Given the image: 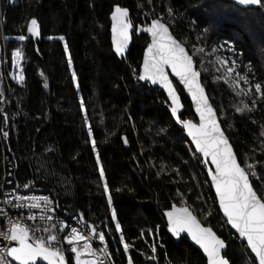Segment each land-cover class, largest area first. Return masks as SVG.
<instances>
[{
    "label": "trees",
    "instance_id": "trees-1",
    "mask_svg": "<svg viewBox=\"0 0 264 264\" xmlns=\"http://www.w3.org/2000/svg\"><path fill=\"white\" fill-rule=\"evenodd\" d=\"M117 4L129 9L136 27L162 19L189 54L195 53L202 85L222 129L240 165L246 167L245 161L254 165L248 175L258 195L264 196V96L256 99L252 90L242 95L239 104L233 103L229 88L221 81L215 84L211 74L202 71L196 53L197 48L211 52L206 34L210 23L220 22L214 23L217 30L212 38L232 45L239 70L248 69L249 77L264 85V50L256 52L238 26L239 14H254L257 19L246 24H256L264 34V8L241 9L227 0H0V191L6 182L24 189L31 181L25 190L48 194L62 218L78 220L82 214L87 224L107 236L111 264H128L129 257L134 264H206L186 239L175 242L167 233L163 212L172 205L188 206L226 242L225 258L230 264H256L247 247L228 230L202 160L166 110L165 95L136 79L147 37L134 36L125 59L113 54L109 17ZM214 7L232 13L222 20L214 18ZM31 18L38 20L41 37L16 41L17 35L28 36ZM49 36L65 39L49 40ZM65 43L76 84L68 69ZM257 43L264 48V38ZM16 47L25 52L23 84L9 79L11 51ZM175 87L185 108L182 119L196 121L189 100L176 83ZM81 101L93 128L96 153L88 140ZM244 104L252 110L237 112L236 107ZM97 155L111 206L99 180ZM113 212L121 233L115 231ZM121 235L129 244L127 254ZM153 246L157 251L149 259ZM65 264H75L70 251Z\"/></svg>",
    "mask_w": 264,
    "mask_h": 264
},
{
    "label": "snow or ice",
    "instance_id": "snow-or-ice-1",
    "mask_svg": "<svg viewBox=\"0 0 264 264\" xmlns=\"http://www.w3.org/2000/svg\"><path fill=\"white\" fill-rule=\"evenodd\" d=\"M235 2L243 6L264 8V0H235ZM169 14L171 15V11ZM110 19L112 21V48L117 56H123L127 50L131 32L140 31L151 37V43L144 51L143 64L136 79L150 81L153 85L158 84L167 93L171 101V114L177 117V123L182 124L187 131V135L195 145V152L201 154L206 163L210 159L211 165L214 166L215 171L210 169L208 176L211 179V186L215 189L220 210L227 218V223L243 240H246L258 264H264V196L258 195L253 190L248 176V170H252L254 165L245 161L246 167L242 168L238 163L237 156L233 153L232 146L222 131L216 112L209 104L205 89L200 82L201 73L195 69L196 61L193 59L195 53L189 55L186 48L170 33L169 27L159 19L153 18L150 25L137 28L129 18V9L118 4L112 8ZM26 31L28 36L17 35L15 40L24 42L30 38L40 37L41 26L36 18L28 21ZM48 39L64 41L65 38L64 36H49ZM212 51L215 52L216 49L213 48ZM196 52L208 55L204 48H197ZM69 53V46L65 43L64 54L68 58V69L72 74L73 84H76L77 76L72 71L73 60ZM24 57L25 52L20 47L11 51V65L16 71L10 75L17 84H23L25 81L22 67ZM217 61L224 69L222 77L218 78H222L226 84H229L236 96L250 95V89L253 87L256 99L264 96V85L250 84L247 76L235 72L237 68L235 60L230 65L227 60L219 57ZM169 69L171 76L176 77L191 96L195 112L199 116V124L178 116L182 105L169 79ZM133 71L135 73V70ZM216 71L220 72L221 68H217ZM256 99L252 101V108L256 106ZM252 108L244 104L236 107V111H251ZM80 112L84 114V126L87 128L88 140L92 143L93 153H96L93 128L89 124L84 101L80 102ZM5 123H7V118H5ZM261 134L264 135V132ZM3 135L7 137L8 132H4ZM124 142L127 144V140ZM96 166L99 169V180L103 183L104 193L108 196V203L111 206L112 197L109 195V186L99 155L96 158ZM162 171L163 167H161ZM252 175H256L255 171H252ZM30 186L31 181L25 183L23 188L30 189ZM4 203L11 204L17 209H27L28 214L26 217L11 218L4 212V209L0 208V214L5 216L8 223L7 230L0 229V237L10 242L7 246H0V264H9L8 258L16 264H39L40 261L46 264H65L68 251L74 254L75 264H105L107 247L97 250L92 244L93 238L98 236L100 244L104 245L105 234L98 232L92 224H87L82 214L77 222L84 227L79 230L71 227L69 231L68 224L55 219L52 215L54 213L53 201L48 196L13 194V199L5 200ZM33 209L41 214L34 215ZM164 216L167 219L168 232L174 237L187 233V236L202 249L207 258V264H229V261L222 255V250L226 248L225 241L219 238L212 228L202 226L189 207L177 208L173 205L171 210L164 212ZM24 221H33V223L27 224ZM112 221L115 223V231L121 233L122 228L117 222L115 212L112 213ZM61 233H63L62 238ZM11 242H14V246ZM120 244L123 246L124 253L127 254L129 244L125 242L123 235L120 236ZM63 245L69 247L65 248ZM151 251L153 257L149 259L154 258L156 247L153 246ZM128 264H134L131 257L128 259Z\"/></svg>",
    "mask_w": 264,
    "mask_h": 264
},
{
    "label": "water",
    "instance_id": "water-1",
    "mask_svg": "<svg viewBox=\"0 0 264 264\" xmlns=\"http://www.w3.org/2000/svg\"><path fill=\"white\" fill-rule=\"evenodd\" d=\"M227 1H230L231 3L235 4L236 6H238V7L241 8V9H254V8H257V7H258V6H243V5H239V4H237V3L235 2V0H227ZM110 16H111V14H110ZM129 18L131 19V17H130V12H129ZM109 21H110V42H111V41H112V33H111V24H112V21H111L110 17H109ZM161 22H162V21H161ZM150 24H151V23H150ZM150 24H149V25H150ZM164 24H165V23H164ZM165 25H166V24H165ZM166 26H167V25H166ZM139 27H141V26H137V28H139ZM167 27H168V26H167ZM169 31H170V33L172 34L170 28H169ZM27 34H28V33H27ZM142 35H145V36L147 37V39H148V44L151 43V37H150L147 33H143V32H140V31H134V32H131V33H130L131 38H130V41H129V44H128V48H127V50L124 52L123 56H117V55L115 54L113 48H112V52H113V54L117 57L118 60L125 59V58L128 56V53H129V51H130V48H131V46H132V44H133L134 36L137 37V38H139V37H141ZM172 35H173V34H172ZM40 37H41V35H40ZM40 37L35 38V39H39ZM173 37H174V35H173ZM174 38H175V37H174ZM175 39H176V38H175ZM177 41H178V40H177ZM178 42H179V41H178ZM181 44H182V43H181ZM182 45H183V44H182ZM183 46H184V45H183ZM111 47H112V42H111ZM184 47H185V46H184ZM146 48H147V46H146ZM146 48H145V50H146ZM185 48H186V47H185ZM145 50H144V51H145ZM186 51L188 52L187 48H186ZM188 53H189V52H188ZM143 54H144V52H143ZM189 55H190V54H189ZM142 64H143V56H142V60H141V64H140V68H141ZM195 69L197 70L196 63H195ZM197 71H198V70H197ZM139 72H140V69H139ZM168 72H169V79L172 81V83H173V87L176 89V87H175V83H176V84L180 87V89L184 92L185 97L189 100V102H190V104H191L192 111H193V113H194V115H195V118H196V121H192V120H191V121H192L193 123L199 124V122H200V121H199V116H198V115L196 114V112H195V105H194V103H193V101H192L191 96L187 93V90L184 89V86L179 82V80H178L176 77L171 76V74H170V69L168 70ZM198 72H199V71H198ZM200 82H201V84H202L201 76H200ZM139 83L142 84V85H149V86H150L151 88H153V89H158L159 91H161V92L165 95L166 101L168 102V105H167V107H166V110L169 112L170 116L172 117V119H173L175 125L178 127V129H179L180 131L183 132L185 140L188 141V143L191 145V147L193 148V150H194V152H195V145L192 143L191 138L187 135V131L183 128L182 124L177 123V117H173L172 114H171V101H170V99L168 98V95H167V93L164 91V89H162L158 84H157V85H153V84H151L150 81H139ZM202 86H203V85H202ZM204 89H205V88H204ZM176 91H177V95L179 96V98H180V102H181V105H182V107H181V109H180V112L178 113V116L182 119V115H183L184 112H185V108H184V105H183V102H182L181 96H180V94L178 93V90H177V89H176ZM205 93H206V96L208 97V94H207L206 90H205ZM208 100H209V104L212 106L209 97H208ZM212 107H213V106H212ZM213 109H214V108H213ZM214 111H215V109H214ZM215 112H216V111H215ZM216 115H217V113H216ZM217 120H218V123H220L219 118H218V115H217ZM220 125H221V123H220ZM221 129H222V126H221ZM222 131L224 132L223 129H222ZM224 134H225V132H224ZM225 136H226V134H225ZM226 138L228 139L227 136H226ZM228 141H229V139H228ZM229 144L231 145L230 141H229ZM231 146H232V145H231ZM232 149H233V153L235 154V151H234V148H233V147H232ZM195 154L201 158L202 163H203V167H204L205 172H206L207 179H208V181H209V185L211 186V179H210L209 176H208V172H209L210 169L214 172V171H215L214 166L211 165L210 159H209L208 162L206 163L204 157H203L201 154L196 153V152H195ZM235 155H236V154H235ZM237 160H238V158H237ZM238 163H239V161H238ZM239 164H240V163H239ZM241 167H242V166H241ZM242 168H243V167H242ZM248 176H249V175H248ZM249 182H250V184L252 185L251 180H250V177H249ZM252 187H253V186H252ZM211 188H212V191H213V193H214V196H215V199H216V202H217V206H218L219 212H220L221 216L223 217V220H224L225 223L227 224L228 229L231 231V233H232V234H233V235H234V236H235V237H236L241 243H243V244L247 247V249H248L250 255L253 257V259L255 260L256 264H258V261H257L256 258H255V254L251 252V249H250V248H248L246 240H243V239L239 236V234L235 231V229H232V228H231V225H229V224L227 223V218L223 215V212L220 210V207H219V201H218V199H217V197H216L215 189H214L212 186H211ZM253 190L255 191L254 188H253ZM172 206H173V205H172ZM172 206H171L168 210H166V211L171 210ZM175 206H176L177 208H179V207H184V206H177V205H175ZM187 207H188V206H187ZM190 210H191V209H190ZM164 212H165V211H164ZM164 212H163V217H164V220H165V225H166L167 233L169 234V236H170L175 242H179L181 239H186L187 242H188L192 247H194L196 250L200 251V253H201V254L203 255V257L205 258V260H206V264H207V258L204 256L202 249H200L199 246H198L197 244H195V243L191 240L190 237L187 236V233H182L180 237H174V236H172L171 233L168 232L167 219H166V217L164 216ZM193 214H194V213H193ZM198 221H199V220H198ZM199 222H200V221H199ZM200 223H201V222H200ZM201 225L204 226L202 223H201ZM204 227H206V226H204ZM217 236H218V235H217ZM218 237H219V236H218ZM219 238H220V237H219ZM221 239H222V238H221ZM11 243H12L13 246H14V242H11ZM2 244H3V243H2V241L0 240V245H2ZM225 244H226V242H225ZM226 251H227V244H226V248H225L224 250H222V255H223L224 257H225V253H226ZM14 262H15V261H14ZM15 263H16V262H15ZM39 263H41V264H46V262H44V261H40ZM229 264H230V263H229Z\"/></svg>",
    "mask_w": 264,
    "mask_h": 264
},
{
    "label": "rangeland",
    "instance_id": "rangeland-1",
    "mask_svg": "<svg viewBox=\"0 0 264 264\" xmlns=\"http://www.w3.org/2000/svg\"><path fill=\"white\" fill-rule=\"evenodd\" d=\"M8 1H11V0H8ZM223 10L226 13H224ZM223 10H222V8L214 7L211 11H213V12L216 13L214 15V18H220L222 20L223 18L226 17V14H231L232 13V12L226 11V9H223ZM238 16H240L242 18L241 19L242 22L239 23L238 26H240V28L245 32V35H248L250 37L251 44H252L253 48L255 49V51L256 52L257 51L258 52L261 51V53H262V51L264 50V48L262 46H260L257 43V41L262 40L264 38V34L260 30H257L259 27L256 24H252L253 26H251V27L249 25L247 26V24H246V21H250V20L251 21H255L257 19L256 15H254V14H249V15L248 14H244V16H243L242 14H239ZM1 19H2V16H0V23L2 22ZM159 20L162 21V19H159ZM214 23H220V22H216V21L214 22L213 21L212 23H210V26L211 27H209V31L206 34L205 43H207V41H208L207 44L209 46H212V48H215L216 51L213 52L211 50V52L208 53V55H204L203 53L196 52L197 54H199L198 61H199L200 66L202 67V71L204 73L205 72H208V73L211 74V75L209 74L210 75L209 76L210 80L213 81L215 84H218L219 81L223 82L229 88V90L231 91V93L233 94V101L232 102L233 103L238 102V104H239L241 102L242 95L241 96H236L235 95V92L229 86V84H226L222 78H218V77H222L224 69L218 63L217 57H219L220 59H223V60H227L228 63H229V65L231 64V62L233 60H235L236 63H237V68L235 69V72H239L242 75L247 76L248 79H249L250 84H253L254 85L256 83V81H255L254 77H249L248 73L246 72L248 69H244V71L243 70L242 71L239 70V67L241 66V64L238 62V59L235 57V52L233 50L232 45L227 44L225 41H223V39L215 40L214 37L212 38V35L217 30V28L214 27ZM201 61H203V63H201ZM207 62H208V65L209 66L207 65ZM206 65H207V68H206ZM8 66H9V64H8ZM10 66L11 67H8L9 79H11L12 82H15L12 79V77H11L10 74L13 73V72H15L16 69H14L12 67L11 63H10ZM217 68H221V71L220 72H217L216 71ZM235 72L233 73V76L235 75ZM240 83H241V85H243V81H241ZM252 90L255 91V88L254 87L251 88L250 89V92Z\"/></svg>",
    "mask_w": 264,
    "mask_h": 264
},
{
    "label": "built area",
    "instance_id": "built-area-1",
    "mask_svg": "<svg viewBox=\"0 0 264 264\" xmlns=\"http://www.w3.org/2000/svg\"><path fill=\"white\" fill-rule=\"evenodd\" d=\"M13 194H15V195H29V196H48L50 198V200L53 201L54 213H52V215H54L55 219L62 220L66 224H68L69 225V231H70L71 227H76L78 230L84 227L83 225H81L80 223L77 222V219L62 218L58 209H57V206H56L54 200L48 194L40 193V192L27 191L25 189L20 188L19 186H12V184L10 182H6L5 185L2 186L1 191H0V208L4 209V212L7 213L8 217H11V218H17V217H21V216L26 217L28 214L27 209H17L15 207H13L11 204H5L4 203L5 200H12ZM32 211H33V214L36 216H39L41 214L36 209H33ZM24 222L27 224L33 223V221H24ZM7 227H8V223L5 220V216L3 214H0V229L7 230ZM85 231H87V230L85 229ZM97 231L104 233L101 228H97ZM62 237H63V233H61V238ZM0 240L3 243L0 246H7L10 243L8 241H4L2 237H0ZM92 244L97 250L101 247H105V246L107 247V257H105L104 260H105V264H111L109 241H108L107 236L105 235L104 245L100 244L98 236H95L93 238ZM65 246L69 247L68 245H63V247H65ZM8 259H9V264H16L14 261H11L10 258H8ZM39 264H41V263H39Z\"/></svg>",
    "mask_w": 264,
    "mask_h": 264
},
{
    "label": "bare ground",
    "instance_id": "bare-ground-1",
    "mask_svg": "<svg viewBox=\"0 0 264 264\" xmlns=\"http://www.w3.org/2000/svg\"><path fill=\"white\" fill-rule=\"evenodd\" d=\"M140 26V25H139ZM167 105H168V102H167ZM167 107V106H166Z\"/></svg>",
    "mask_w": 264,
    "mask_h": 264
}]
</instances>
